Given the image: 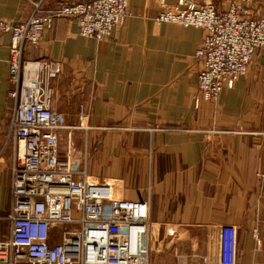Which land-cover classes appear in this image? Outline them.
I'll list each match as a JSON object with an SVG mask.
<instances>
[{
  "label": "crops",
  "instance_id": "1",
  "mask_svg": "<svg viewBox=\"0 0 264 264\" xmlns=\"http://www.w3.org/2000/svg\"><path fill=\"white\" fill-rule=\"evenodd\" d=\"M39 1L0 0V20L25 22ZM81 1L44 0L42 10ZM238 1L221 0L219 8ZM243 6L264 17V0ZM161 9L158 0H128L123 25L101 42L81 37L74 20L55 18L24 58L60 64L51 87L66 126L121 131L120 155L109 157L120 164L122 181H113L124 199L149 203L151 264H212L225 225L238 230L235 264H264V49L216 103L196 108L194 54L203 32L157 23ZM8 45L1 35L0 148L11 110ZM90 172L97 181L107 178L94 167ZM8 199L6 216L10 184Z\"/></svg>",
  "mask_w": 264,
  "mask_h": 264
},
{
  "label": "built area",
  "instance_id": "2",
  "mask_svg": "<svg viewBox=\"0 0 264 264\" xmlns=\"http://www.w3.org/2000/svg\"><path fill=\"white\" fill-rule=\"evenodd\" d=\"M164 1L158 0L157 23L203 32L194 54L200 62L195 106L215 103L264 49V17L243 6L248 0L229 3L226 11L219 8L221 0ZM41 4L25 22L0 20V36H9L6 96L12 109L6 142L15 159L0 264H151L149 203L126 200L117 184L91 177L85 151L70 134L61 149V133L71 129L52 108L50 87L60 65L24 58L58 17L74 20L83 38L108 39L128 16V0H88L46 13ZM237 245V228L222 226L212 264H235Z\"/></svg>",
  "mask_w": 264,
  "mask_h": 264
},
{
  "label": "rangeland",
  "instance_id": "3",
  "mask_svg": "<svg viewBox=\"0 0 264 264\" xmlns=\"http://www.w3.org/2000/svg\"><path fill=\"white\" fill-rule=\"evenodd\" d=\"M41 1L43 3L44 0H41ZM83 1H88V0H83ZM83 1H81V2H83ZM77 3H80V2H77ZM67 4H69V3H67ZM70 4H76V3H70ZM63 5H65V4H63ZM63 5H61V6H63ZM61 6H59L58 8H60ZM58 8H55V9H58ZM55 9H51L49 11H52ZM41 10H42V4H41ZM49 11L48 10H46V11L42 10L43 13H46ZM17 23H19V22H17ZM36 61H39V60H36ZM43 61H49V60H43ZM51 62H54V61H51ZM55 63H57V62H55ZM60 73H61V67H60ZM246 73H247V71H246ZM241 77H243V76H241ZM241 77H239V78H241ZM51 83H52V81L50 82V87H51ZM51 89H52V87H51ZM224 89H227V88H224ZM52 91H53V89H52ZM53 98H54V93H53ZM194 106H195V102H194ZM52 108L54 109L53 100H52ZM10 109H12V102H11ZM9 111L11 113V110H9ZM9 111H8L7 116H5V121L7 123L9 121V117H10ZM79 120H81V117ZM78 127H68L67 126V128H69L71 130L63 131L61 133V136L65 137L67 140L68 139L67 136L70 134L71 138H73V141H74V137L79 139L83 143H77V142L76 143L82 149H84L85 144H87V146H88V149H87L88 155L86 154V170H87V172L88 171L90 172V168L92 170V168L94 167L96 169H99L100 173L103 176H105V175L107 176V178L102 179V180H104V181L109 180L114 184H116L113 181L114 179L122 181V179L120 177V175H121L120 164L119 163L114 164L113 160L116 158H112L111 157L112 155L109 157L110 153H112L113 156H115V157H119V155H120L121 131L118 128H115L113 130H95V129L90 130V129L85 128L84 126H83V129H76ZM5 136L7 137V133L5 134ZM63 141H64V139L62 138V142ZM11 148H12V145H11L10 140L8 142H6V138H5V141L2 145V147L0 148V216H2V218H3L2 221H0V236L1 235L3 236V237H1V239H4L8 236V229H9V225H7L8 223L5 219V217H7L6 214H7L8 206H9V199H8L9 173H10V170H11L13 163L15 162V159L12 155L13 151ZM90 174H92V173L90 172ZM99 178H102V177L100 176ZM117 186H119V185L117 184ZM125 189H126V187H125ZM1 207H4V209L2 210Z\"/></svg>",
  "mask_w": 264,
  "mask_h": 264
}]
</instances>
